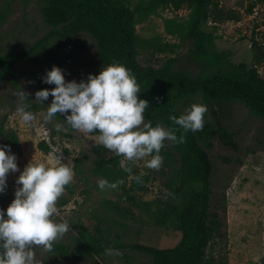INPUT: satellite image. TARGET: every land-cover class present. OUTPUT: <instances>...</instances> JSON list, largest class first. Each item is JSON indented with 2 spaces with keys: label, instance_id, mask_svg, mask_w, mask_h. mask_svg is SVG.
Wrapping results in <instances>:
<instances>
[{
  "label": "rangeland",
  "instance_id": "374dc122",
  "mask_svg": "<svg viewBox=\"0 0 264 264\" xmlns=\"http://www.w3.org/2000/svg\"><path fill=\"white\" fill-rule=\"evenodd\" d=\"M114 1L130 9L139 2ZM215 1L219 8L232 12L237 19L216 24L209 22L204 27L212 35L214 50L227 55L232 63L246 65L252 64L255 54L258 73L264 75V8L255 0ZM43 7L41 0H0V54L23 51L49 31L41 17ZM188 19L189 10L185 7L178 10L160 8L144 19H138L134 27L142 39L159 37L162 42L178 45L179 37L169 33L168 28L174 30L185 25ZM254 40L257 46L253 50ZM174 51L172 54H147L141 61L160 64L170 57H177L176 69L197 71V67L190 65L184 49ZM59 61L66 82L86 81L89 74L98 75L102 69L96 45L85 34L71 38L63 45ZM15 70L16 87L8 81L0 84V123L4 120V127L15 131L18 136L19 152L15 156L20 171L9 173L6 191L0 197V209L6 212L15 198L18 187L15 181L32 159L50 163L60 158L73 168L74 179L71 183L73 191L65 188L57 201L59 215L53 217L57 222L66 221L70 230L54 245L72 248L82 229L94 234L99 226L106 237L107 247L121 253L119 256L104 254L70 262L63 255L35 247L38 264H151L149 256L124 246L144 244L164 249L176 245L179 233L170 223L156 224L153 215L161 205L171 201L167 184L172 162L163 158L162 166L155 170L145 167L143 160L135 164L124 161L125 166L132 168L129 179L133 174L148 178L143 191L129 192L122 185L101 190L98 181L106 179L95 171V163L99 158L107 159L116 154L109 150L102 155L95 153L94 149L102 146L95 139L98 134L68 133L62 114L60 120L45 121L53 97L49 96L41 104L35 101V93L54 88V85L43 83L50 66L19 62L15 64ZM22 89L29 94L24 101L26 110L36 117L31 126L23 125L16 113L20 104L18 93ZM193 103L206 105L202 97L194 96L179 106L180 113L184 114ZM206 106L205 124L215 127L217 120L228 133L235 134L236 144V149L226 147L216 134L209 136L204 143L211 144L207 148L213 168L211 211L218 214L222 223L221 235L211 240L206 256L216 264H264V121L252 116L239 102ZM40 142L48 146L47 152L38 148ZM1 143L2 139L0 146ZM64 201L66 203L62 204Z\"/></svg>",
  "mask_w": 264,
  "mask_h": 264
},
{
  "label": "trees",
  "instance_id": "16d2710c",
  "mask_svg": "<svg viewBox=\"0 0 264 264\" xmlns=\"http://www.w3.org/2000/svg\"><path fill=\"white\" fill-rule=\"evenodd\" d=\"M41 1L44 3L41 17L49 31L23 51L0 54V84L8 81L16 87L15 64L19 62H33L50 66V69L54 65L60 67L59 54L63 45L71 38L85 34L94 41L102 67L115 60L135 75L141 89L139 98L149 102L145 122L150 121L153 127L159 123L165 128H178L168 117H179V106L194 96L202 97L209 106L219 102H239L252 116L264 121V75L258 73L255 54L250 65L232 63L227 55L214 50L212 35L204 30L209 22L216 24L237 19L232 12L219 8L215 0H139L133 9L114 0ZM255 3L264 8V0H255ZM182 7L189 10L187 23L174 30L168 28L169 33L179 37L178 45L162 42L159 37L142 39L136 34L134 24L138 19L142 20L160 8L178 10ZM256 46V41H252L253 50ZM176 48L186 51L190 65L197 67V71L176 69L177 57H170L160 64L141 61L147 54H172ZM62 117L58 113L54 119ZM4 125L2 120L1 146H10L11 153L16 154L19 152L18 136ZM66 130L68 133L75 131L67 122ZM182 131L176 132L178 138ZM215 134L224 146L236 149L235 134L228 133L216 120L215 127L205 124L203 131L185 133L186 142L182 144L165 140L161 150L160 155L172 162L167 184L171 201L161 205L153 215L156 224L170 223L179 233L176 245L164 249L144 244L124 247L149 256L151 264H216L206 253L211 240L221 235L222 223L218 214L211 211L213 168L207 152L211 144H204ZM38 148L44 152L49 149L45 142H40ZM94 151L102 155L108 150L97 146ZM121 159L117 155L99 158L95 171L109 183L122 181L119 185L129 192L143 191L148 178L142 177V183H137L134 178L139 175L133 174L129 179L130 173L120 168ZM66 187L73 191L71 184ZM103 233L99 226L94 234L82 229L72 248L58 244L53 245L52 252L63 255L70 262L102 256L108 248Z\"/></svg>",
  "mask_w": 264,
  "mask_h": 264
},
{
  "label": "clouds",
  "instance_id": "9594fccd",
  "mask_svg": "<svg viewBox=\"0 0 264 264\" xmlns=\"http://www.w3.org/2000/svg\"><path fill=\"white\" fill-rule=\"evenodd\" d=\"M43 83L55 85L35 93V101L41 104L49 96L53 97L45 121L50 122L59 113L73 130L98 134L97 142L122 157V167L128 173L132 168L125 166L124 161L135 164L143 160L145 167L159 170L165 140L182 144L186 142L185 133L203 131L205 126L208 108L197 103L179 117H168L178 128H165L159 123L153 127L150 121L145 122L149 102L139 98L141 89L131 70L115 60L103 66L98 75L89 74L86 81L79 83L66 82L63 70L54 65L50 71L46 70ZM28 95L23 89L18 93L20 104L16 108L25 126H31L36 118L26 110L24 101ZM180 129L183 131L178 138L176 132ZM16 160L10 146H0V193L6 191L9 173L20 171ZM73 179V168L60 158L50 163L32 159L24 167L15 181L18 185L15 198L6 212L0 209V264H38L35 247L53 251L54 243L70 230L66 221L57 222L53 217L59 215L57 201ZM134 179L142 183V174ZM120 183L122 181L109 183L101 179L98 186L101 190L116 189ZM104 254L121 255L118 249L111 247L106 248Z\"/></svg>",
  "mask_w": 264,
  "mask_h": 264
}]
</instances>
